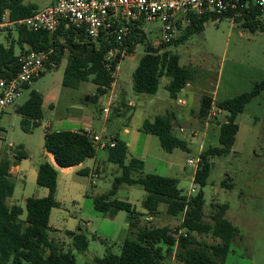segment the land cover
<instances>
[{
  "label": "rangeland",
  "instance_id": "1",
  "mask_svg": "<svg viewBox=\"0 0 264 264\" xmlns=\"http://www.w3.org/2000/svg\"><path fill=\"white\" fill-rule=\"evenodd\" d=\"M24 3L43 7L48 0H24ZM159 29V22L144 26L145 40L137 44L131 54L126 52L125 58L118 64L113 90L109 89L96 100L92 99L96 86L91 81L64 84V62L55 69L43 72L29 84L15 105L5 109L6 114L0 120V149L12 154L22 146L31 161L36 164L44 161L42 126L31 132L23 131L21 117L14 112V108L23 104L34 90L44 98V118L54 122L55 129L94 133L107 145L112 137L117 136L126 143L130 156L143 161L142 175L156 174L176 179L184 195L194 185V192L189 196L203 193L205 220H209L213 204H227L226 219L237 228L238 236L230 245L224 264H264V93L254 97L237 116L235 122L239 129L230 152L210 158L211 169L205 186L193 183L195 169L187 164L189 157L196 158L201 151L220 146L219 128L227 115L217 109V103L249 92L255 83L264 80V32H250L243 27L242 20L226 17L209 19L202 32L191 35L183 43L167 46L165 50L179 56L180 66L196 69V77L189 83L190 88L181 91L177 99H171L165 89L166 77L160 79L156 96L137 94L132 90V73L145 47L159 48L153 45L160 36ZM15 30L0 28V42L9 45L11 39H16ZM15 53L19 54L18 46ZM203 96L212 100V108L204 120L198 116ZM150 99L162 101L155 100L149 104ZM178 100L184 104L178 103ZM130 101L136 106L115 109L120 102L127 104ZM103 108L108 109V113L103 112ZM166 110L175 114L173 136L185 141L188 151L175 149L166 152L157 137L140 130L145 120L163 115ZM67 118L71 119L70 123L65 122ZM180 127L184 132L179 131ZM125 129L129 130L128 136L123 134ZM192 130L197 135H192ZM95 146V157L84 161L82 168L91 171L93 166H99L98 177L92 179L90 174H81L78 168L64 174L61 172L55 195L59 207L53 209L50 219L55 228L53 235L61 236L59 243L64 251L71 248V239L64 233L66 230L72 229L87 237V250L84 253L74 252L76 264H94L93 259L102 257L107 250L119 255L123 241L136 238L128 230L126 212L119 211L113 220H109L93 209V199L107 193L113 179L120 174L119 168L108 161L107 149L98 144ZM94 173L97 174L96 171ZM139 174L135 173L136 176ZM27 178L25 184L14 180V193L8 204L12 201L24 207L25 197L43 198L46 189ZM144 196L140 186L123 185L114 198L129 202L138 212H144L140 205ZM159 209L160 212L151 221L144 220L145 215L140 214L138 228L179 227L181 216H168L164 205ZM197 238L206 245L217 241L211 236ZM164 262L183 264L173 257H167Z\"/></svg>",
  "mask_w": 264,
  "mask_h": 264
},
{
  "label": "trees",
  "instance_id": "2",
  "mask_svg": "<svg viewBox=\"0 0 264 264\" xmlns=\"http://www.w3.org/2000/svg\"><path fill=\"white\" fill-rule=\"evenodd\" d=\"M37 10L34 4H25L24 0H0V15L8 11L12 21L29 17ZM238 10L240 15L234 17L232 12L222 16L193 17L192 25L185 28L177 39L157 49L147 45L132 73V90L137 94L155 95L160 79L166 77L168 82L165 89L171 99H177L178 94L195 79L196 69L180 66L179 56L165 50L166 47L183 43L191 35L202 32L209 19L226 17L242 20L243 27L250 32H264L263 12L253 6ZM15 34L16 39H11L9 45L0 42V78L11 77L18 72L19 59L23 53L52 51L50 59L56 67L64 58L66 60L64 84L91 81L96 86L93 100L108 92L114 83L117 66L125 58L117 54L111 61L106 62L105 57L114 46L111 37H102L93 42L82 33H76L64 25L53 34L46 31L34 32L24 27H17ZM144 40L145 36L139 30H133L125 43L127 55ZM16 46L19 47V54L15 53ZM262 93L264 80L255 83L249 92L217 103V109L227 115L226 121L219 128L220 146L210 147L199 154L200 162L194 174L195 185L205 186L211 169V157H221L230 152L239 129L235 122L237 116L254 97ZM42 104V95L33 90L28 99L16 107V113L22 117L20 126L23 131L31 132L40 126L43 117ZM211 108V98L203 96L198 116L204 120ZM172 121L173 117L169 113L156 116L151 121H144L140 130L144 134L157 137L161 148L166 152L170 153L175 149L188 151L187 143L173 136ZM110 143L114 146L106 144L103 148L107 149L108 161L119 168L120 174L113 179L107 193L93 199V209L110 218L119 211L126 212L128 230L136 238L125 239L119 255L107 250L102 257L93 259L94 264H165L167 257H173L183 264H224L230 245L238 236L237 228L225 216L228 205L213 204L209 220H205L202 192L187 196L178 188L176 179L156 174L142 175L143 161L129 155L126 143L117 136L112 137ZM44 149L53 156L59 168L79 166L96 155L95 144L81 130L46 131ZM21 150L20 146L15 150V161L27 157V153ZM11 164L7 157L0 158V264H76L74 252L84 253L87 250V237L77 231H67L65 234L71 239V248L64 251L59 241L50 236V213L52 209L59 207L55 199L58 169L49 162L39 165L36 185L45 188L47 196L29 197L22 208L8 204L15 187L10 179ZM87 172L84 169L82 174L87 175ZM136 172L140 174L136 176ZM123 185L140 186L143 189L145 197L141 206L147 213L157 215L160 212L159 207L164 205L168 216H181L179 227L137 228L140 213L129 202L114 198ZM228 187L231 188L232 185ZM198 236H211L217 241L212 245L202 244Z\"/></svg>",
  "mask_w": 264,
  "mask_h": 264
},
{
  "label": "built area",
  "instance_id": "3",
  "mask_svg": "<svg viewBox=\"0 0 264 264\" xmlns=\"http://www.w3.org/2000/svg\"><path fill=\"white\" fill-rule=\"evenodd\" d=\"M250 6L264 13V0H50L47 6L20 20H10L9 12L5 11L0 15V28L24 27L34 32L53 34L64 25L93 42L102 37H111L114 46L105 57V61L109 62L117 54L125 57V43L135 29L144 35V26L159 22L160 36L153 45L160 47L170 43L180 31L191 26L193 17L222 16L231 12L234 17L240 15L238 9ZM51 54L52 51L25 52L19 59L18 72L14 76L0 78V116L22 97L26 86L46 70L56 68L50 59ZM178 103L184 104L180 100ZM103 112L108 113V109ZM179 131L184 132V129L180 127ZM86 134L94 144L100 147L106 145L101 142L99 135L90 132ZM191 134L197 135V132L192 130ZM109 146L113 147L114 144L109 143ZM199 162V156L187 160V164L195 171ZM91 178L96 179L97 175L92 173ZM192 180L194 183V177ZM193 192L194 185L187 195Z\"/></svg>",
  "mask_w": 264,
  "mask_h": 264
},
{
  "label": "crops",
  "instance_id": "4",
  "mask_svg": "<svg viewBox=\"0 0 264 264\" xmlns=\"http://www.w3.org/2000/svg\"><path fill=\"white\" fill-rule=\"evenodd\" d=\"M50 3V0H48V3L46 4V5H44L43 7H37V9L39 10V9H42V8H44L45 6H47L48 4ZM65 58H64V60L61 62V63H65ZM58 67V66H57ZM56 67V68H57ZM55 69V68H54ZM115 86V84L113 83L112 85H111V88H110V90L113 88ZM28 87H29V85H28ZM185 88H190V85L188 84ZM184 88V89H185ZM27 88H25V90H26ZM184 89L182 90V91H184ZM24 90V91H25ZM113 90V89H112ZM114 93H115V91H114ZM152 96H156V94L155 95H152ZM43 98V97H42ZM144 98V97H143ZM155 100H157V102H161L162 100H160V99H150L149 101H148V103L149 104H153L154 102H155ZM184 103V102H183ZM19 106V105H18ZM124 106H127V107H135L136 106V104H134V102H132V101H130L129 103H124V102H120L119 104H117L116 105V108L115 109H119V107L121 108V107H124ZM43 107H44V98H43V104H42V112H43ZM49 107L50 108H53V106H52V104H49ZM104 109H106V108H103V110ZM16 108H14V112L16 113ZM6 112V110L4 111V113L0 116V120L2 119V117H3V115L4 114H6L5 113ZM170 114V115H172V117H173V120H174V112L172 111V112H168L167 110H166V112H165V114H163V115H166V114ZM17 114V113H16ZM17 115H19V114H17ZM20 116V115H19ZM158 116H160V115H158ZM21 117V116H20ZM156 117V116H155ZM154 117V118H155ZM22 118V117H21ZM152 120V119H151ZM151 120H149V121H151ZM70 121H71V119H69V118H67L66 120H65V122H67V123H70ZM146 121V120H145ZM40 126H42V128H43V130H44V132H43V136H42V144H43V154H42V157L44 158V161L42 162V163H44V162H49V163H51L52 165H54L57 169H58V176H59V174H61V172H62V174H64V173H67L69 170H71V169H80V173L82 174L83 173V170L85 169V168H82V164L81 165H79V166H75V167H70V168H59L57 165H56V163H55V161H54V159H53V156L51 155V154H49V153H47L46 151H45V149H44V135H45V132L46 131H78V130H74V129H71V130H68V129H55L53 126H54V122H52L51 120H45V118H44V114H43V117H42V120L40 121ZM1 129V128H0ZM123 134L125 135V136H128L130 133H129V130H127V129H125L124 131H123ZM20 147H22V146H20ZM103 148V147H102ZM22 152H25L23 149L21 150ZM15 153H16V151L14 150V151H12V154H11V152H9V153H7L6 151H3L2 149H0V157L2 158V157H7L10 161H11V167H10V170H9V173H10V179L14 182V180H20V182H22L23 184H25L26 182H27V177H30V179H32V181H35V183H36V177H37V169H38V167H39V165L40 164H42V163H40V164H36L35 162H33V161H31V158L28 156V154H27V157L25 158V159H22V160H20V161H15V158H14V156H15ZM25 153H27V152H25ZM15 161V163H13ZM88 170V169H87ZM96 171V175H97V177H98V175H99V172H100V167L99 166H93V168H92V170L91 171H89L88 170V172H87V175L88 174H90V176L92 175V173H94ZM14 186H15V183H14ZM15 188V187H14ZM57 188H58V178H57ZM14 193V192H13ZM13 196V195H12ZM47 196V190L45 191V193H43V197H46ZM145 197V196H144ZM12 198V197H11ZM10 198V199H11ZM27 198H29V197H25L24 198V204H25V200L27 199ZM35 198V197H34ZM143 200V199H142ZM142 202V201H141ZM131 204V203H130ZM9 205L11 206V205H18V204H16V203H14V202H12V201H10V203H9ZM141 205V204H140ZM18 206H21V205H18ZM22 207V206H21ZM142 207V206H141ZM22 208H24V207H22ZM136 209V208H135ZM160 210V209H159ZM52 211H53V209H52ZM52 211H51V213H50V218H49V226H50V228H51V230H52V232L50 233V236L52 237V238H54V239H56L57 241H59L60 242V235H57V236H55V234L53 235V233H54V231H55V228L52 226V224H51V222H50V219H51V214H52ZM137 211V210H136ZM138 212V211H137ZM140 214H143V215H145V217H144V220H146V221H151V220H153L155 217H156V215H151V214H149V213H147L145 210H144V212H139ZM118 214V213H117ZM117 214L113 217V218H110V217H107V216H102V218H104V219H109V220H113L116 216H117ZM226 216V215H225ZM127 226H128V223H127ZM137 228H138V225H137ZM67 231H70V232H74L72 229H68V230H66L64 233H66Z\"/></svg>",
  "mask_w": 264,
  "mask_h": 264
}]
</instances>
